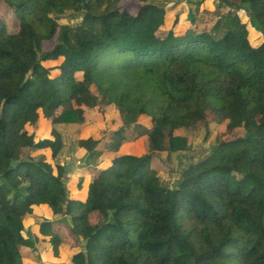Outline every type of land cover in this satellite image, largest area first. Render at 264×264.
Here are the masks:
<instances>
[{
    "label": "trees",
    "instance_id": "obj_1",
    "mask_svg": "<svg viewBox=\"0 0 264 264\" xmlns=\"http://www.w3.org/2000/svg\"><path fill=\"white\" fill-rule=\"evenodd\" d=\"M5 1L20 24L0 18V264H44V241L62 264L67 240L85 248L64 264H264V0H185L179 13L140 0L137 15L122 0ZM67 13L81 21L60 24ZM212 123L246 135L168 186L158 154L183 160ZM59 125L80 126L87 158L111 155L75 191ZM137 141L148 152L124 149ZM39 208L52 217L42 240L27 230Z\"/></svg>",
    "mask_w": 264,
    "mask_h": 264
},
{
    "label": "rangeland",
    "instance_id": "obj_2",
    "mask_svg": "<svg viewBox=\"0 0 264 264\" xmlns=\"http://www.w3.org/2000/svg\"><path fill=\"white\" fill-rule=\"evenodd\" d=\"M210 3V2H209ZM166 8L174 10V12L179 13L181 7L185 5V0H166L165 1ZM215 8L214 11H216V6L221 5V3L216 0L214 1ZM119 8L123 11H128L131 15H137L139 12L146 6L145 3L141 2L140 0H122L119 3ZM224 12L228 10L227 5H223ZM74 14L67 13L60 17L59 23L62 25L71 24L75 25L78 24L81 19H74ZM0 18L4 20V22L7 24L10 33H16L19 27V21L17 16L15 15V12L11 7L8 5V3L5 0H0ZM211 19V16L208 20ZM256 41L255 38L253 40ZM49 49L51 48L48 47ZM108 119L111 120L113 118L111 115L110 117L107 116ZM115 122L120 123V120L116 117ZM75 126V125H72ZM111 128L108 130L115 129L116 127H119V124L111 125ZM29 131L34 130L33 127L27 126ZM57 129L61 130L64 134V150L62 154L60 155L58 161L65 165L66 167H69L71 171H76L79 168H83L87 166L88 164H99V159L101 157L100 154H96L95 156L88 157V154H86L84 157L80 156L76 150L75 146V140L77 141L81 136L78 135L77 127H70V126H58ZM245 131L240 128L235 131H230L226 128V124H218V123H212L210 125V131L209 136L207 137V132L203 124H200L194 134L191 137V143H192V149L190 152H188L183 160L178 159L176 155H170L167 153L158 154L159 158L155 160L154 166H158L161 168L160 170V177L161 179L170 187L174 185V183L179 179L180 177V170L184 166L188 165L190 162L199 161L203 157H205L207 154L210 153L211 147L218 144L220 141L225 140H231V139H238V138H244L245 137ZM146 145L149 146L148 140H144ZM143 144V143H142ZM147 149L149 147H146ZM27 152V149L23 150V153L25 154ZM77 152V153H76ZM106 155V154H105ZM104 156V154H103ZM113 156V155H112ZM111 157V155H106V158ZM183 161V162H181ZM73 172V173H74ZM72 174V172H71ZM70 176V174H69ZM55 219H59V217H56ZM43 221L42 219L34 220L32 224L41 223ZM94 224L101 223L102 219L98 217H94L92 219ZM27 228L28 225H27ZM85 248V242L80 241L78 243H72L70 240L66 241L64 243V249L62 251V255H65L67 258V255L70 257L74 254L78 253L81 250H84ZM23 252L27 258V263L31 262L32 253L30 249H23Z\"/></svg>",
    "mask_w": 264,
    "mask_h": 264
},
{
    "label": "crops",
    "instance_id": "obj_3",
    "mask_svg": "<svg viewBox=\"0 0 264 264\" xmlns=\"http://www.w3.org/2000/svg\"><path fill=\"white\" fill-rule=\"evenodd\" d=\"M59 126H63V125H59ZM65 126H70V127H77L78 129H77V131L79 130V128H80V126L79 125H75V126H72V125H65ZM59 130V129H58ZM61 133H62V131L61 130H59ZM43 129H40L39 131H38V133H39V136L40 137H47V136H49V133H45V134H43ZM62 136H63V139H64V134L62 133ZM82 136V135H81ZM76 141V140H75ZM74 141V142H75ZM75 144V143H74ZM133 148L135 149V150H132V147L131 146H128V147H126V148H124V149H126V150H128L129 152H131V153H134V154H136V155H142L143 153H146V152H148L147 151V148H146V146L144 145V143L142 144V142L141 141H137L136 143H135V146H133ZM76 150H77V152H81V156L82 157H84L86 154H87V152L86 151H82V150H80V149H78V148H76ZM80 150V151H79ZM99 153H100V155H101V157H100V159H99V164H98V166L96 167V168H100V167H103L110 159H111V157H109V158H106V155H108V152H104V149L103 148H101V147H99L98 148V150H97ZM76 152V153H77ZM103 154H104V156H103ZM106 154V155H105ZM84 168V167H83ZM83 168H79V169H77L75 172L74 171H72V174L70 175V177L71 178H73L71 181H70V184H69V186H70V188H71V190L73 191V189H74V191H75V185H76V183H75V181H77V179L79 178V172H80V170H82ZM74 172V173H73ZM89 176H87L86 177V185H85V187H84V189H83V194L85 195L86 194V192H87V188H88V184H89ZM74 194L73 195H77V193H75V192H73ZM78 196V195H77ZM44 219V218H52L51 217V215H50V212L47 210V209H45V208H39V209H37L36 211H35V215L31 218V221L32 222H34V220H38V219ZM31 221H29L30 223L29 224H31L32 222ZM34 228L32 229V228H28L27 230L29 231V232H33V233H35V234H37V235H39L40 236V234H39V226H38V223L36 224V225H34L33 226ZM40 238H41V240L43 239V237L42 236H40ZM68 241V240H67ZM70 242H72V243H75L74 241H70ZM63 249H64V245H63V248H62V251H63ZM51 246H50V244L49 243H47V242H42V245L41 244H39V245H37V254L38 255H40L41 256V258L43 259V263L44 264H57L54 260H53V258L51 257ZM70 256L69 255H67V258H69ZM67 258H66V256L65 255H62V258H61V260H60V263H62V264H64L65 262H66V260H67Z\"/></svg>",
    "mask_w": 264,
    "mask_h": 264
}]
</instances>
